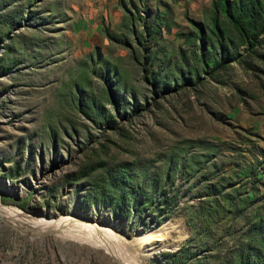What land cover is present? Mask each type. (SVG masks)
Returning <instances> with one entry per match:
<instances>
[{
    "label": "rangeland",
    "instance_id": "1",
    "mask_svg": "<svg viewBox=\"0 0 264 264\" xmlns=\"http://www.w3.org/2000/svg\"><path fill=\"white\" fill-rule=\"evenodd\" d=\"M220 1L117 0L85 35L80 0H0L2 208L106 228L139 264L264 259V0L226 1L253 3L252 49ZM0 264L120 263L0 218Z\"/></svg>",
    "mask_w": 264,
    "mask_h": 264
},
{
    "label": "bare ground",
    "instance_id": "2",
    "mask_svg": "<svg viewBox=\"0 0 264 264\" xmlns=\"http://www.w3.org/2000/svg\"><path fill=\"white\" fill-rule=\"evenodd\" d=\"M0 218L5 219L11 226L13 225L17 230L27 235L51 234L52 237L61 241L83 243L92 247L103 248L120 264H139L134 249H132L136 245L125 243L123 248L114 239L116 236L113 237L110 230L94 224H85L67 217H62L56 221L31 217L19 211H5L1 204ZM71 229L74 232L68 231ZM113 241L116 246L112 244Z\"/></svg>",
    "mask_w": 264,
    "mask_h": 264
},
{
    "label": "trees",
    "instance_id": "3",
    "mask_svg": "<svg viewBox=\"0 0 264 264\" xmlns=\"http://www.w3.org/2000/svg\"><path fill=\"white\" fill-rule=\"evenodd\" d=\"M226 1L227 0H221L220 2H218L219 8L222 10L224 15H226L227 17L230 18V22H231L232 26L234 27V29L242 37L246 38L245 40H243V42H245L247 45L246 48L252 49L255 46L256 40L258 38L257 33H255L256 32L255 29L257 27V25L255 23H257V18L254 15L255 11H253V8H254L253 3L251 4L248 12H247V10H245V11L237 10L236 14H232L230 9L226 5ZM212 31L217 36V42H218L219 48H222L221 47L222 42L220 39V34L215 29V26H213ZM251 31H252V33H251ZM218 57H219L218 61L215 62L210 57H208L206 55H201L200 60H201V64L203 65V68H205L207 66L209 68L208 72L213 73L217 69L223 68L228 62H232V61L237 59L236 56L224 58L222 55V50H221V52H219ZM164 243L167 246H169V243L167 241ZM252 261L255 262L256 264H264V259L253 258ZM239 264H246V261H240Z\"/></svg>",
    "mask_w": 264,
    "mask_h": 264
},
{
    "label": "crops",
    "instance_id": "4",
    "mask_svg": "<svg viewBox=\"0 0 264 264\" xmlns=\"http://www.w3.org/2000/svg\"><path fill=\"white\" fill-rule=\"evenodd\" d=\"M83 9H79L82 21H86L85 35H96L101 23H114L121 17L117 0H80ZM261 115L251 122L253 131L264 137V101L260 106Z\"/></svg>",
    "mask_w": 264,
    "mask_h": 264
}]
</instances>
